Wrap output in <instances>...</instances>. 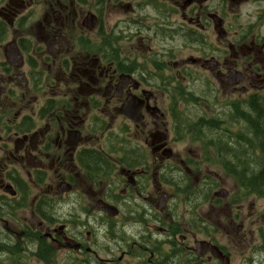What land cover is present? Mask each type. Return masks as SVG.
<instances>
[{
	"label": "flooded vegetation",
	"instance_id": "af4514ba",
	"mask_svg": "<svg viewBox=\"0 0 264 264\" xmlns=\"http://www.w3.org/2000/svg\"><path fill=\"white\" fill-rule=\"evenodd\" d=\"M217 87L264 96V0H0V208L31 259L264 264L249 195L212 197Z\"/></svg>",
	"mask_w": 264,
	"mask_h": 264
},
{
	"label": "rangeland",
	"instance_id": "374dc122",
	"mask_svg": "<svg viewBox=\"0 0 264 264\" xmlns=\"http://www.w3.org/2000/svg\"><path fill=\"white\" fill-rule=\"evenodd\" d=\"M31 26V23H29L25 29H29ZM216 117H220L222 119H226L229 116L230 111V105L229 102L234 96L232 95L231 91L227 87H217L216 89ZM237 127L232 128V130H235ZM210 166H207L206 169H208ZM211 168V167H210ZM213 170H216V174L222 179L223 185L218 186L219 189L224 188L229 193L231 190H234L235 185L231 177L227 176L225 173L221 172L218 168V166H213ZM218 189V188H217ZM217 198H220L222 201H224L223 197L218 196ZM248 201L254 202V210L257 211L258 215L260 216V219L262 220V226L257 227L256 224L253 226V236L254 237H262L264 238V198H256L254 195H249ZM246 205L249 204V202L245 203ZM224 204L220 207V214L223 215L225 212V209L223 208ZM205 210L204 214L205 216H208L209 223H213L214 219H216V214L213 210H209L208 203L206 202L204 204ZM181 210V208H180ZM183 210V209H182ZM54 212V213H52ZM203 213V212H202ZM207 213H209L207 215ZM57 215V216H68L69 209L66 206H63L61 203L56 204L54 206H51V210L49 212V215ZM24 214L22 212H16L13 214V216L10 215L8 209L5 207L0 208V264H10L11 261H15L14 263H17V261L22 260L24 264H46L45 262H37L36 260H32L30 255L35 254V251H32L31 247H28L26 243L19 240L20 238V231L25 229L22 228V224L24 223ZM186 222H190L189 220H185V224L182 225V231L183 229L189 230V226H186ZM75 227V229H78ZM73 229V228H72ZM97 229L99 231H94L96 235H98V238L93 239V245L92 249L97 253L98 257L100 259L108 258L109 256H106L104 254L103 248H105L106 240H104V227L97 226ZM205 233L210 232V234H213V236H216V233L212 231L211 227L204 226ZM180 232V231H179ZM178 232V233H179ZM180 234H183V232H180ZM203 233L199 234L202 235ZM224 237H227L225 231L222 232ZM180 236L179 234L177 235ZM219 237L220 235L217 234ZM117 237V234L115 238ZM94 243L96 244L94 247ZM50 244L44 243L43 249L47 248L51 252L52 259H54L53 262H50V264H105L104 261H95L97 257L95 256H84L79 255L76 251L72 250L71 248L63 247V248H49ZM51 246V245H50ZM41 247V252L43 253L45 257L48 256L47 252L44 251ZM90 258L92 259L90 262L86 261L84 262L83 259ZM72 259H75L76 262H73ZM82 260V262H81Z\"/></svg>",
	"mask_w": 264,
	"mask_h": 264
},
{
	"label": "trees",
	"instance_id": "16d2710c",
	"mask_svg": "<svg viewBox=\"0 0 264 264\" xmlns=\"http://www.w3.org/2000/svg\"><path fill=\"white\" fill-rule=\"evenodd\" d=\"M229 104L228 118H216V164L239 188L264 198V97Z\"/></svg>",
	"mask_w": 264,
	"mask_h": 264
},
{
	"label": "water",
	"instance_id": "95a60500",
	"mask_svg": "<svg viewBox=\"0 0 264 264\" xmlns=\"http://www.w3.org/2000/svg\"><path fill=\"white\" fill-rule=\"evenodd\" d=\"M221 195H224V192H222ZM110 208V207H109ZM108 212H110L111 214H114L110 209H107ZM206 248H210L211 249V252L216 255V248L215 247H212L210 246L209 244H206L205 246Z\"/></svg>",
	"mask_w": 264,
	"mask_h": 264
}]
</instances>
